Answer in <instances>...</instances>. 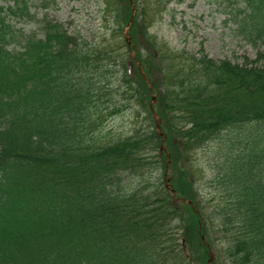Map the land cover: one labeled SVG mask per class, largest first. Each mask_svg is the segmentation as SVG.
<instances>
[{
    "label": "trees",
    "instance_id": "trees-1",
    "mask_svg": "<svg viewBox=\"0 0 264 264\" xmlns=\"http://www.w3.org/2000/svg\"><path fill=\"white\" fill-rule=\"evenodd\" d=\"M1 1L0 264H207L210 249L212 264H264V50L164 66L135 41L150 92L123 29L88 41L46 14L39 35L12 22L35 17L32 0ZM241 1L242 32L264 42V0ZM152 93L175 196L195 208L165 186ZM126 109L144 126L106 131ZM214 141L218 190L202 197L184 162Z\"/></svg>",
    "mask_w": 264,
    "mask_h": 264
},
{
    "label": "rangeland",
    "instance_id": "rangeland-1",
    "mask_svg": "<svg viewBox=\"0 0 264 264\" xmlns=\"http://www.w3.org/2000/svg\"><path fill=\"white\" fill-rule=\"evenodd\" d=\"M46 1H49V7L44 8L42 0H32L31 9L35 17L12 19L14 25L25 31L34 30L41 35L42 19L47 14L49 18L64 23L69 31L80 32L88 41L96 39L101 42L102 38L114 35L113 30L117 28L119 29L115 35L120 34L124 28L126 30V18L133 13L130 0H122V3L119 0ZM132 1L137 9L136 21L144 18L147 25L145 31L138 25L136 28L132 26V49L137 55L139 48L135 45L136 41L140 47L139 59L141 56L149 57L152 63H164V66L179 65V62L185 65L190 55L198 56L203 53L214 60L231 59L242 63L245 57L254 59L258 51L264 50V42L257 41L254 44L240 28L239 20L242 16L239 9L244 5L241 0ZM9 4H12L11 0L1 1L3 7ZM145 34L150 38L147 39ZM151 77L154 78L153 73ZM143 126V117L135 119L134 112L126 109L115 117H109L106 131L127 134L134 128L140 129ZM218 149L219 143L211 142L195 150L191 161L184 162V167L191 170L193 183L188 188L192 193H200L205 197L218 190L217 185L212 182L216 173L214 163ZM174 170V178L187 171L181 164H176ZM133 180L136 182V178ZM227 243L224 240L220 245L224 249L223 256L226 254Z\"/></svg>",
    "mask_w": 264,
    "mask_h": 264
},
{
    "label": "water",
    "instance_id": "water-1",
    "mask_svg": "<svg viewBox=\"0 0 264 264\" xmlns=\"http://www.w3.org/2000/svg\"><path fill=\"white\" fill-rule=\"evenodd\" d=\"M132 20H133V16H132V18H131V20H130L129 26L131 25ZM128 40H129V37H128ZM157 128L159 129L160 133L163 134V132H162L161 129H160V123H159V122H158V124H157ZM163 135H164V134H163ZM168 155H169V154H168ZM170 162H171V161H170V159H169L168 164H169ZM166 186H167V188H169V189L171 190V192L174 194V189H173V187H172V185H171V183H170V178H169V177H167ZM187 202H188L189 204L193 205V202H192V201H187ZM211 261H212V258H210L209 263H210Z\"/></svg>",
    "mask_w": 264,
    "mask_h": 264
}]
</instances>
